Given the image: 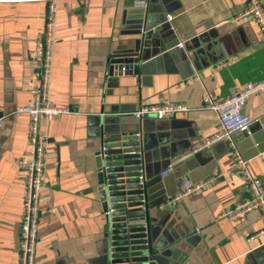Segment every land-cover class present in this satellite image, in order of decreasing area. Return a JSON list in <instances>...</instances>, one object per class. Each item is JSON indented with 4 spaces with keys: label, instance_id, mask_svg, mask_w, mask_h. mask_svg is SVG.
<instances>
[{
    "label": "crops",
    "instance_id": "crops-1",
    "mask_svg": "<svg viewBox=\"0 0 264 264\" xmlns=\"http://www.w3.org/2000/svg\"><path fill=\"white\" fill-rule=\"evenodd\" d=\"M56 4L50 94L67 113L41 124L47 144L36 264H104L105 218L95 163L99 141L91 120L103 115L134 118L132 113L142 106L171 102L190 111L144 120L139 129L148 151L151 199L158 205L148 216L155 244L163 252L178 250L180 264H264L262 214L226 216L250 198V191L236 170L231 144L206 145L217 132L218 119L203 109L208 92L224 99L233 86L264 79L263 35L251 18H240L246 0ZM149 6L148 23L162 26L161 39L140 35L138 18L144 10L146 18ZM47 13L45 0L0 3V264H19L24 176L18 159L27 152L30 126L29 116L19 111L32 101V52ZM165 45V53L160 52ZM137 47L145 60L156 56L147 75L122 77L109 87L113 56L134 53ZM244 112L251 126L260 124L256 135H264V93L251 97ZM249 137L252 147L246 153L258 152L246 160L248 169L264 180V152ZM231 143L239 151L233 137ZM198 148L205 153L200 160L185 157ZM178 159L174 171L162 178L166 163ZM210 179L207 187L165 206L168 195L181 192L185 181Z\"/></svg>",
    "mask_w": 264,
    "mask_h": 264
},
{
    "label": "water",
    "instance_id": "water-1",
    "mask_svg": "<svg viewBox=\"0 0 264 264\" xmlns=\"http://www.w3.org/2000/svg\"><path fill=\"white\" fill-rule=\"evenodd\" d=\"M150 12L149 6L146 18L145 10L138 18L140 35L143 38L161 39L162 26L157 28L148 23ZM167 25L170 29V24ZM167 47L168 45L161 47L160 52L165 53ZM139 49L140 47H137L134 53L126 52L113 56L108 71L109 87H112L110 82L115 86L117 80L122 77L147 75L148 64L155 61L156 56L145 60L144 55L137 53ZM148 119L152 118L137 120L127 116L103 115L93 117L91 120L94 123L95 137L99 141L95 163L98 195L105 218L104 264H180L181 262L178 250L163 252L164 250L155 244L151 225L149 226V210L158 205L152 203L150 180L145 173L148 151L145 137L139 131L140 125ZM261 123L264 126V120ZM260 128V124L256 123L250 126L248 131L233 135L234 142L237 143L245 160L253 158L258 152L255 150L246 153L252 147L249 135H252L258 150L264 152V144L262 145L264 135L261 133L256 135ZM200 151L189 157L200 160L205 154ZM204 162L206 160L201 164ZM170 163L171 161L166 163L164 170Z\"/></svg>",
    "mask_w": 264,
    "mask_h": 264
},
{
    "label": "built area",
    "instance_id": "built-area-1",
    "mask_svg": "<svg viewBox=\"0 0 264 264\" xmlns=\"http://www.w3.org/2000/svg\"><path fill=\"white\" fill-rule=\"evenodd\" d=\"M15 1L18 0H0V3ZM45 1L48 2L45 28L32 52L34 62L32 101L19 111L26 113L30 118L28 149L26 154L18 159L24 176L19 264H36L41 189L43 187L47 144V137L41 131V124L67 113V109L58 107L53 103L50 94L51 63L56 42V2L58 0ZM246 2L247 7L240 18H251L257 24L263 35L262 44L264 46V2L262 0H246ZM168 20H172V16H168ZM177 46L183 47L182 44ZM262 93H264V79L257 83H247L244 86L235 85L230 89L228 97L224 99H216L209 92L203 98V109L212 111L218 119L217 132L207 140L206 145L221 141L231 144L236 170L242 175L250 191V198L239 203L233 211L226 215L230 219L242 218L252 211H259L264 218V180L256 178L250 173L247 161L231 143L234 134L248 131L253 121L244 112V108L251 97ZM189 111L190 108L185 104L171 102L142 106L132 115L137 120L145 118L164 120ZM1 122L2 119L0 118V127ZM200 150L201 148H198V151ZM181 160L172 161L161 173V177L167 178ZM211 181L212 179L197 184L185 181L181 192L175 196L167 197L165 206L207 187Z\"/></svg>",
    "mask_w": 264,
    "mask_h": 264
}]
</instances>
